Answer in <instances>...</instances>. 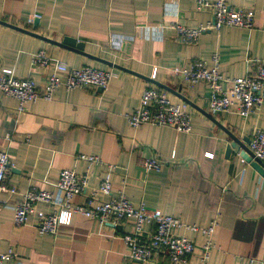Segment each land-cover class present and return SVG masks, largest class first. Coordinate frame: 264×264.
Wrapping results in <instances>:
<instances>
[{
  "label": "crops",
  "instance_id": "0c3cea01",
  "mask_svg": "<svg viewBox=\"0 0 264 264\" xmlns=\"http://www.w3.org/2000/svg\"><path fill=\"white\" fill-rule=\"evenodd\" d=\"M226 3L251 9L252 28L222 27L202 33L196 44H184L172 26L196 28L211 21L210 14L196 11L195 0H0V21L57 43L75 39L84 45L83 53L180 91L199 109L143 78L0 24V70L32 79L39 89L49 74L65 77L52 68H36L33 57L39 51L70 69L90 66L114 74L106 89L58 87L50 101L27 104L21 113L14 99L0 94V153L12 165L6 184L16 190L0 193V253L14 252L1 264H170L165 255L148 263L129 259L122 237L132 233V220L113 229L74 216L55 236L39 234L32 219L14 224L13 207L24 192H55L60 172L73 170L88 176L85 191L74 198L79 204L98 188L106 165L113 167V197L121 193L134 207L144 204L181 223L173 233L195 246L187 264H198L207 243V264H264V178L235 150L226 157L227 136L205 115L238 138H251L264 130V105L247 118L210 113L209 88L187 86L176 71L192 60L211 65L216 57L221 76L234 79L251 76L264 64V0ZM34 15L38 18L32 20ZM148 88L165 91L174 104H186L190 133L128 125L126 116ZM82 155L99 157L105 166L89 165L79 159ZM144 159L159 161L161 170L146 172ZM106 199L98 195L99 201ZM209 228L210 234L201 232ZM144 230L152 232L154 226Z\"/></svg>",
  "mask_w": 264,
  "mask_h": 264
},
{
  "label": "built area",
  "instance_id": "2783aa9c",
  "mask_svg": "<svg viewBox=\"0 0 264 264\" xmlns=\"http://www.w3.org/2000/svg\"><path fill=\"white\" fill-rule=\"evenodd\" d=\"M197 12L210 14L211 21L196 28H187L179 24L172 26L177 39L184 44H196L199 36L222 27L251 29L254 12L251 9H240L228 6L226 0H195ZM38 18L34 15L33 19ZM149 29V26L146 27ZM36 68H52L55 72L64 73L60 78L56 73L46 77L44 86L39 89L32 79H22L13 75L11 70H0V94L14 99L18 112H24L27 104L38 100L50 101L58 87L66 90L85 89L88 87L106 89L114 74L90 66L70 69L60 61L51 60L43 51L33 57ZM218 60L212 58L208 65L202 60H192L184 68L176 70L187 86L204 83L209 88L208 109L210 113L221 114L234 112L243 118L257 112L264 105V64H260L251 76L224 79L218 71ZM226 84V87L224 86ZM186 104L172 103L165 91L155 88L145 89L139 100V106L126 116L128 125L139 128L143 125L168 127L178 132L190 133L191 120L186 111ZM248 149L253 159L264 164V130L253 132ZM211 157V154H207ZM79 159L89 165L105 166L96 156L82 155ZM103 179L98 188L82 203H74V198L83 193L88 185V176L73 170H62L54 185V190H28L21 194V201L13 207V222L16 226H24L31 219L33 228L41 235L55 236L59 229L69 226L74 216L95 221L99 226H110L113 229L124 222L132 220L133 231L122 237L128 246V257L132 261L148 263L165 255L170 264H187L194 251V244L184 236L175 235L173 231L182 225L169 215L149 211L144 204L134 207L121 193L112 196V166L106 165ZM141 167L146 172H159L162 164L154 159H144ZM12 165L5 153H0V193L15 194L9 188L6 179ZM98 195L107 197L99 201ZM50 208L49 212L37 209V206ZM154 226L152 232H146L144 226ZM212 228L201 230L208 235ZM210 244L207 243L199 256L198 264H207ZM14 258L13 250L0 253V264Z\"/></svg>",
  "mask_w": 264,
  "mask_h": 264
},
{
  "label": "water",
  "instance_id": "95a60500",
  "mask_svg": "<svg viewBox=\"0 0 264 264\" xmlns=\"http://www.w3.org/2000/svg\"><path fill=\"white\" fill-rule=\"evenodd\" d=\"M0 24H2L3 26H6V27L12 28L14 30H18V31L23 32L25 34L31 35L33 37L39 38L41 40H44L45 42L50 43L52 45H56L58 47H62V48H65V49H68L70 51H74V52H77V53H81L84 56H86V57H88L90 59H93L95 61H98V62H100L102 64H105L107 66L116 68L118 70L124 71V72L129 73V74H133V75L138 76L140 78H143L146 81H148V82L156 85L157 87L165 90L166 92H170L171 94H173L174 96H176L177 98H179L180 100H182L183 102H185L186 104H188L189 106H191L192 108H195V109L199 110L197 107H195L194 105H192L188 101V99L186 97L182 96L180 94V91L179 92H175V91L171 90L170 88H168L167 86H164V85H162L160 83L154 82V81H152V80H150L148 78H144L142 76H139L138 74H136V73H134V72H132L130 70H127L125 68L116 66V65H114V64H112L110 62H107L105 60H102V59H99V58H95V57L90 56V55H88L86 53H83L84 45L82 43L77 42L75 39L64 38L61 43H57V42L51 41L49 39H46L44 37H41V36H39V35H37V34H35L33 32H30V31H27V30H24V29H20L18 27H15L13 25L7 24L5 22L0 21ZM37 25H38V21L35 20L33 22V28L35 29L37 27ZM100 90H102V89H100ZM205 115L217 127H219L224 132V134L227 136V145H226V148H225L226 157H229L230 154H231V152L233 150H235V152L237 154H239V156L241 157V159L244 162L248 163L257 172V174L260 177L264 178V164H262L261 162L253 159L252 154L250 153V151L248 149V145H249V142H250V138H248V137L238 138L234 133H232L231 131H229L225 127L221 126L212 116H210L209 114H205Z\"/></svg>",
  "mask_w": 264,
  "mask_h": 264
}]
</instances>
